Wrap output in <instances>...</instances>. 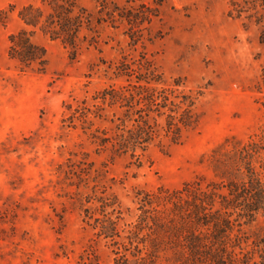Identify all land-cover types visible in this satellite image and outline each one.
<instances>
[{"label": "rangeland", "instance_id": "1", "mask_svg": "<svg viewBox=\"0 0 264 264\" xmlns=\"http://www.w3.org/2000/svg\"><path fill=\"white\" fill-rule=\"evenodd\" d=\"M28 6L43 21L66 13L75 47L51 37L56 25L27 26ZM23 31L46 50L42 67L9 56ZM263 67L264 0H0V264H112L95 228L136 222L145 194L218 183L223 151L260 134ZM145 91L179 114L196 99L179 143ZM134 120L155 132L139 158L113 148ZM235 233L240 257L260 264L264 217Z\"/></svg>", "mask_w": 264, "mask_h": 264}, {"label": "trees", "instance_id": "2", "mask_svg": "<svg viewBox=\"0 0 264 264\" xmlns=\"http://www.w3.org/2000/svg\"><path fill=\"white\" fill-rule=\"evenodd\" d=\"M57 12L54 10L43 21L42 11L28 6L19 12V17L35 28L43 22L56 25L48 31L51 37H63L66 45L75 47L76 28L72 27L76 25L70 24L66 13H62L64 17L57 16ZM10 44L9 56L23 68L45 64L46 50L35 45L26 31L12 35ZM262 83L264 87V67ZM146 93L137 94L139 102L157 107L150 112L156 113L158 119L165 118V133L172 136L173 144L179 143L182 131L195 123L191 113L196 99L183 96L178 107L183 112L179 114L166 96ZM134 123L129 130H122L113 148L139 158L137 152L147 151L155 132L147 121ZM216 163L220 168L218 183L203 186L198 181L166 196L145 194L136 222L120 228L113 218H107L95 228L99 237L116 247L112 264H247L240 257L245 250L235 228L239 219L254 222L259 216L264 217V127L246 144L223 151ZM259 243L264 248V238ZM260 257V264H264V255Z\"/></svg>", "mask_w": 264, "mask_h": 264}]
</instances>
